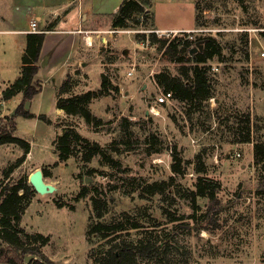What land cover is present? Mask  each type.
I'll list each match as a JSON object with an SVG mask.
<instances>
[{
	"label": "rangeland",
	"instance_id": "374dc122",
	"mask_svg": "<svg viewBox=\"0 0 264 264\" xmlns=\"http://www.w3.org/2000/svg\"><path fill=\"white\" fill-rule=\"evenodd\" d=\"M194 1L152 0L148 11L153 15V25L157 31L162 30L156 27L186 29L173 30L178 33L162 37L172 38L185 33L193 40L213 37L224 48L223 55L228 61L220 63L214 59L210 62L215 75V98L209 101V109L214 113L217 111V119L212 117L211 112L187 117L175 102L163 106L155 103L161 91L153 82L154 74L164 68L174 74L175 66L161 58L156 46L148 41H136V30L111 32L110 18L115 11L110 8L104 9L105 15H98L100 23L95 25V28L104 31L94 35L91 45L86 46L85 41V44L82 43L68 72L78 73L75 93L98 88L101 73L108 75L118 86V94L95 99L89 105L94 115L111 124L102 130H93L80 118L66 119L63 114L53 118L49 108L42 113L53 122V125H47L36 118L15 115L22 100L20 96L0 103V119L14 112L15 135L30 143V151L24 162L8 174V180L5 179V171L23 152L12 144L0 147V184L1 181L5 185L19 178H26L28 182V176L35 169H46L49 176L45 177V181L57 187L55 193L43 197L35 193L19 224L26 233H40L49 237L47 245L38 247L54 263L93 264L94 256L99 257L108 248L106 241L86 237L90 195L74 200L83 187L97 188L99 195L108 202L109 211L100 220L102 222H110L122 212L131 213L147 205L160 223L166 225L167 229L172 227L165 224L157 208V200L146 202L135 195L123 193L118 180L123 174L118 173L117 169L101 165L98 158L87 165L72 157L65 162H57L53 154L52 141L60 132L55 127L58 122L69 121L82 136L105 145L118 137L117 123L121 117H127L135 123L131 127L134 133L141 135L142 127L150 128L163 140V144L158 153L150 155L144 153V145L133 152L122 153L117 157L121 163L119 169L128 168L130 175L143 176L150 181L166 179L170 175L171 149L176 147L187 159L198 152L205 153L207 177L220 183L218 227H213L212 233L204 230L196 233L188 229L187 220L178 222L179 228L175 234L177 247L167 257L174 264L183 261H188V264H263L264 167L253 165L251 144L226 141L224 123L233 122L232 115L237 110L248 111L256 135L264 139V64L256 60L257 53L264 48V0H199L201 5L209 7L203 13L206 19L204 27L195 26ZM243 32L248 35L247 60L238 50L239 37ZM103 37L105 40H101ZM6 45L10 46L11 43ZM2 46L7 51V57ZM7 46L0 43L1 59L9 62L12 73L5 74L3 78L15 76L21 67V58L16 55V50ZM131 69L134 71L128 75ZM33 103H25V109L31 113L35 110ZM90 170L92 172L87 173ZM195 177L190 173L181 183L189 186ZM108 184L116 188L110 191ZM198 203L203 208L205 200H198ZM178 212L189 213L190 210L182 206ZM190 227L193 228L192 223ZM133 236V232L130 236L125 234L120 240ZM0 247H6L1 240ZM139 264L159 263L140 259Z\"/></svg>",
	"mask_w": 264,
	"mask_h": 264
},
{
	"label": "trees",
	"instance_id": "16d2710c",
	"mask_svg": "<svg viewBox=\"0 0 264 264\" xmlns=\"http://www.w3.org/2000/svg\"><path fill=\"white\" fill-rule=\"evenodd\" d=\"M152 0H122L117 11L111 15L112 29L136 30L135 39L138 42H149L156 46L161 58L175 66V73L164 68L154 74L153 82L161 92L171 93V102L177 103L187 117L202 115L211 112L212 117L218 118L217 111L209 109V101L215 98L213 88L214 73L211 61L216 59L220 63L228 60L223 55L222 45L213 37H204L197 40L189 39L188 34L175 37H162L153 32V15L149 13ZM209 7L201 5L199 0L194 1V22L196 27L206 26L203 13ZM49 25L46 30H51ZM142 31V32H139ZM148 31V32H146ZM44 32L27 33L26 44L21 56L20 75L9 84L3 92V100H8L18 93L22 100L17 106L15 115L27 119L37 120L53 125L51 118L45 114L35 115L25 109V103L30 101L41 90V83L34 81V76L39 69V57ZM202 44V49L192 52L196 43ZM238 50L248 59V35L240 34ZM78 73H68L57 90L55 106L62 110L66 119L80 118L93 130H102L111 122H105L94 115L89 105L93 100L112 96L119 93V88L110 77L100 74L99 87L75 93L78 86ZM166 104H161L163 106ZM14 115V116H15ZM233 122H225L227 133L226 141L231 144H251L253 150V165L264 167V139L257 136L253 128L251 116L248 111L237 110L232 115ZM228 119V118H227ZM226 119V121H227ZM222 124V123H221ZM135 123L127 117H121L117 123L118 137L108 144L101 145L96 141L82 136L77 127L69 121L62 120L55 124L60 132L52 141L53 154L57 162H65L69 158H77L87 165L98 158L101 165L108 166L122 173L118 177L120 188L127 196L135 195L146 202L157 200L158 209L165 219V224L160 223L147 206L136 208L133 212H122L110 222L100 221L109 211L108 202L101 197L95 187H83L75 197V201L90 195V214L87 239L106 241L108 248L94 256L93 264H139L140 259L155 260L159 264H174L167 255L176 249V232L178 222L187 220L186 226L191 231L199 233L201 230L213 232V227H218L220 214V201L218 193L220 183L207 177V155L203 152L196 153L187 159L182 151L173 147L169 165L170 175L162 180H148L143 176L130 175L128 168L119 169L121 166L118 156L122 153L133 152L144 145L146 155L158 153L163 140L152 129L142 127L141 135L131 130ZM16 124L14 117L4 116L0 119V146L12 144L19 147L23 154L16 162L5 171V179L16 167H19L30 151V143L15 135ZM57 163H55L56 165ZM43 176L48 177L46 169H42ZM92 172L91 170L87 173ZM196 175L191 185L186 186L181 180L188 174ZM0 184V240L6 247H0V264H24L25 257L33 255L28 264H56L48 259L39 247L47 245L49 237L40 233H26L19 224L22 216L30 203L35 191L28 184L26 178ZM116 187L108 184L107 189ZM104 193V192H103ZM198 200H205L202 206ZM61 207L59 203H56ZM185 206L189 213H179L180 207ZM193 224V228L190 224ZM133 237L122 239L123 235ZM177 264H188L183 261ZM264 264V261H263Z\"/></svg>",
	"mask_w": 264,
	"mask_h": 264
},
{
	"label": "crops",
	"instance_id": "0c3cea01",
	"mask_svg": "<svg viewBox=\"0 0 264 264\" xmlns=\"http://www.w3.org/2000/svg\"><path fill=\"white\" fill-rule=\"evenodd\" d=\"M121 2L122 0H0V43L3 42L5 46L6 43H11L7 47L14 48L18 57L21 58L25 49L26 34L30 33L31 21H36L37 29L45 34L40 50L39 69L34 76V81H39L42 87L29 101L35 105L33 114H42L51 108L53 118L62 116V110L55 106L57 90L75 62L84 37L87 36L85 33L101 34L104 30L95 28V25L100 23L98 15H105L106 8L116 12ZM49 25H53V28L46 30ZM95 33L90 36L92 40ZM88 40L90 41V38ZM2 48L7 57V51L4 46ZM20 68L19 66L15 76L3 78L5 74L11 75L12 72L9 62L1 59L0 51V90L3 91L14 82L16 76L20 75ZM17 96L22 99L21 93L13 97Z\"/></svg>",
	"mask_w": 264,
	"mask_h": 264
},
{
	"label": "built area",
	"instance_id": "2783aa9c",
	"mask_svg": "<svg viewBox=\"0 0 264 264\" xmlns=\"http://www.w3.org/2000/svg\"><path fill=\"white\" fill-rule=\"evenodd\" d=\"M117 30L118 29H112L111 32L116 33V32L120 31V30L119 31H117ZM29 32L30 33H39L40 32L39 29H37L36 21L33 20V21L30 22V24H29ZM153 32L156 33L158 36H170L171 34L175 35V33L176 34L178 33L177 31H173V30H169V31L153 30ZM92 33H95V32H86L85 33L87 36L84 37V41H85L87 46L91 45V43H92L91 42L92 38L90 37ZM95 34H97V33H95ZM88 38H90V41L88 40ZM256 60L261 62L262 64H264V48H261L259 50V52L257 53V56H256ZM133 71H134V69H131L128 72V75H131L133 73ZM171 98H172L171 93H169V92H161L159 97H157L155 99V103L157 105L168 104V103H171ZM2 100H3V92H2V90H0V103L2 102ZM212 100H213V98L210 99V101H212ZM152 110H154V108H152ZM236 155L239 156V154H236Z\"/></svg>",
	"mask_w": 264,
	"mask_h": 264
},
{
	"label": "water",
	"instance_id": "95a60500",
	"mask_svg": "<svg viewBox=\"0 0 264 264\" xmlns=\"http://www.w3.org/2000/svg\"><path fill=\"white\" fill-rule=\"evenodd\" d=\"M202 49V44L200 42L196 43L195 48L192 49V52H196L197 50ZM14 112L10 115L12 117ZM28 184L32 187L36 194L40 195L41 197L45 195L53 194L57 191V187L47 183L43 176V172L41 169H35L29 176H28ZM36 259L35 256L29 255L25 257L24 264H28L30 260Z\"/></svg>",
	"mask_w": 264,
	"mask_h": 264
}]
</instances>
